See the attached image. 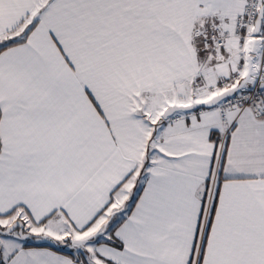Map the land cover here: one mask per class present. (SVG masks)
<instances>
[{
    "label": "snow or ice",
    "instance_id": "1",
    "mask_svg": "<svg viewBox=\"0 0 264 264\" xmlns=\"http://www.w3.org/2000/svg\"><path fill=\"white\" fill-rule=\"evenodd\" d=\"M0 264H264V0H0Z\"/></svg>",
    "mask_w": 264,
    "mask_h": 264
}]
</instances>
